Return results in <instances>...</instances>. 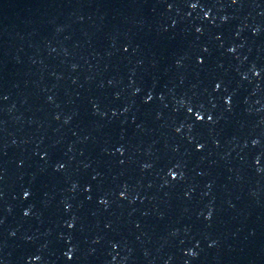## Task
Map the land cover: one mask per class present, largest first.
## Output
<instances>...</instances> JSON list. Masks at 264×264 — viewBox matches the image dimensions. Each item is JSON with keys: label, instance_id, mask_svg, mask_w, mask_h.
<instances>
[{"label": "water", "instance_id": "obj_1", "mask_svg": "<svg viewBox=\"0 0 264 264\" xmlns=\"http://www.w3.org/2000/svg\"><path fill=\"white\" fill-rule=\"evenodd\" d=\"M0 264H264V0H0Z\"/></svg>", "mask_w": 264, "mask_h": 264}]
</instances>
